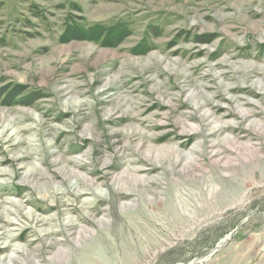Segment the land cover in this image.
Returning <instances> with one entry per match:
<instances>
[{"label": "rangeland", "instance_id": "1", "mask_svg": "<svg viewBox=\"0 0 264 264\" xmlns=\"http://www.w3.org/2000/svg\"><path fill=\"white\" fill-rule=\"evenodd\" d=\"M0 264H264V0H0Z\"/></svg>", "mask_w": 264, "mask_h": 264}, {"label": "trees", "instance_id": "2", "mask_svg": "<svg viewBox=\"0 0 264 264\" xmlns=\"http://www.w3.org/2000/svg\"><path fill=\"white\" fill-rule=\"evenodd\" d=\"M72 25L69 26L68 32L70 35H74V32L82 38L100 40V37H103L102 42L104 44H116L121 37L127 34V29L123 25H115L110 28H103L101 26L94 25L88 29H84L82 27H77V25L71 22ZM102 34V36H101ZM13 96V95H12Z\"/></svg>", "mask_w": 264, "mask_h": 264}, {"label": "water", "instance_id": "3", "mask_svg": "<svg viewBox=\"0 0 264 264\" xmlns=\"http://www.w3.org/2000/svg\"><path fill=\"white\" fill-rule=\"evenodd\" d=\"M231 235H232V233H230V234L226 237V239H228ZM224 244H225V240H223V243H219V244H217L216 247H215V250H217L218 248H220V247L223 246Z\"/></svg>", "mask_w": 264, "mask_h": 264}]
</instances>
